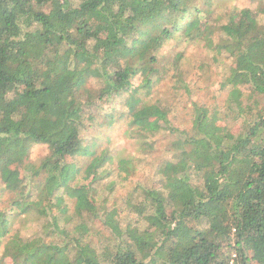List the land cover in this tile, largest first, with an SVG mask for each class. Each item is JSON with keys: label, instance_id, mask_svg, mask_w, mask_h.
Listing matches in <instances>:
<instances>
[{"label": "trees", "instance_id": "trees-1", "mask_svg": "<svg viewBox=\"0 0 264 264\" xmlns=\"http://www.w3.org/2000/svg\"><path fill=\"white\" fill-rule=\"evenodd\" d=\"M211 5L0 0V201L41 225L29 237L9 234L13 213L0 208V264H228L232 254L264 264V5L250 28L248 13L236 10L211 24L220 19ZM175 38L232 60L219 88L228 87L232 115L205 103L204 67L183 65V48L161 55ZM167 71L174 94L184 88L193 98L190 131L171 124L168 107L135 96ZM189 75L198 83L191 92ZM116 98L137 141L157 128L179 135L173 158L159 165V186L133 188L120 206L97 195L111 152L94 153L80 134ZM36 144L48 150L38 164L27 156ZM79 155L90 156L84 183L76 182Z\"/></svg>", "mask_w": 264, "mask_h": 264}, {"label": "rangeland", "instance_id": "rangeland-1", "mask_svg": "<svg viewBox=\"0 0 264 264\" xmlns=\"http://www.w3.org/2000/svg\"><path fill=\"white\" fill-rule=\"evenodd\" d=\"M205 1L207 2V0ZM210 1L212 5L208 8L212 11L210 14L211 19L213 20L215 17L220 18L218 21L209 20L211 24L220 25L221 23H225L229 18V14L233 10H236L237 18L248 13V18L244 20V24L249 28L254 25L258 7L260 4L264 5V0ZM72 2H76V0H72ZM175 40L168 42L164 46L161 50V55L168 58V56L173 54L174 50L183 48V57L180 60L183 65L198 66L201 64L204 67L205 82L203 88L201 87L200 93L203 94L205 103L210 108H216L220 112L226 111L232 115L233 112L228 109L233 107L232 102L228 99V87L219 89L220 83L223 81L232 60L226 57L216 60L215 58L217 57L204 45V42L188 43L185 38L181 40L175 38ZM161 62L163 63L164 61L162 60ZM169 73L167 71L165 74H162L163 77L159 78L151 89L145 91V93H141L139 90L135 93V96H140L144 103H153L157 100L161 105L169 108V119L174 127L179 130L190 131L192 125L191 101L193 98L191 94L189 97L184 88L181 89L180 94H174L173 80L169 77ZM140 79V77H134L132 79V87L139 85ZM185 81L190 92L198 87V83L191 78V75L186 77ZM248 92L246 90L244 94ZM244 103L249 105V101L245 100V98ZM260 103L262 104L263 101ZM248 108L251 111L255 110V108H250V105ZM126 111L125 105L119 98L102 104L98 109V116L93 123H85L80 133L83 144H87L89 149L93 150L94 153L97 154L104 147H107L112 154L111 161L105 162V167L109 169L110 174L102 180L103 184L98 186L97 195L99 199L106 198L108 204L116 206H120L124 202L126 196L133 188L139 191L141 188H157L159 186V165L163 160H171L173 158L174 150L170 147V144L179 137L176 133L171 134L167 130L157 128L156 130L152 129L140 141H137L130 133V128L127 125L128 116ZM111 116L115 118V121ZM232 124L231 131L235 133L240 127V122L237 121ZM47 152L48 150L45 145L36 144L28 149L27 156L29 161L38 164ZM89 159L90 156L85 155H79L75 159L76 164L81 169L76 177V182H85L86 178L83 174V169ZM119 159L126 160L124 170L119 167L121 165ZM109 182L114 183L111 190L107 188ZM5 199L6 196H1L0 208L5 209L7 213H13L9 234L17 233L20 236L29 237L41 232V225L38 221L33 220L37 218L36 215L20 213L15 209L14 211L8 210L5 206ZM65 202L68 207V214L70 215L73 211V202L68 199ZM1 248L2 246H0V251Z\"/></svg>", "mask_w": 264, "mask_h": 264}, {"label": "built area", "instance_id": "built-area-1", "mask_svg": "<svg viewBox=\"0 0 264 264\" xmlns=\"http://www.w3.org/2000/svg\"><path fill=\"white\" fill-rule=\"evenodd\" d=\"M228 264H239V262L235 259V254H232Z\"/></svg>", "mask_w": 264, "mask_h": 264}]
</instances>
